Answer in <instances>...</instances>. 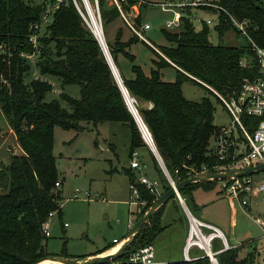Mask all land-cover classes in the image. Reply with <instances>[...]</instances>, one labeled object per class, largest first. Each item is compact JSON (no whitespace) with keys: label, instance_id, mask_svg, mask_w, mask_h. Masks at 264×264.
Instances as JSON below:
<instances>
[{"label":"trees","instance_id":"1","mask_svg":"<svg viewBox=\"0 0 264 264\" xmlns=\"http://www.w3.org/2000/svg\"><path fill=\"white\" fill-rule=\"evenodd\" d=\"M134 1L128 0V3ZM98 3L104 34L105 27L114 31L111 39L105 34L108 51L124 86L137 100L139 114L167 170L179 181L199 173L204 167L214 170L218 160L209 141L218 126L213 121L212 102L206 95L198 100L188 99L182 92V82L191 79L207 89L211 86L222 93L233 91L244 77H254L258 73L252 61L244 66L239 62L241 56L252 59L250 42L241 45L213 43L207 25L204 23L196 29L185 14L181 17L179 30L161 28L168 43L159 46L161 52L151 48L156 57L152 58L146 73L135 62V54L130 49L138 36L133 32L129 37H123L121 26L114 30L117 18L124 22L120 12L106 0H98ZM216 3L215 28L219 36L233 28L231 14L238 19H247L250 36L257 44L264 45V0H216ZM49 4L57 6L45 25V33L38 34L37 44L33 45L29 40L30 27L41 20ZM186 12L190 13V6ZM140 18L139 13L135 20L140 22ZM0 44V113L14 131L21 148V152L10 154L7 163L0 164V264H32L49 254L44 247L47 235L43 223L51 211L59 214L61 210V189L55 186V181L61 183V178L53 151V130L57 124L74 129L82 128L81 121H116L126 125L129 154L143 147L158 175L160 173L161 192L171 187L124 102L101 45L72 0H0ZM22 52L37 54L36 65L41 74L55 75L62 84H79V96L61 93L69 108L63 107L56 98L44 99L45 93L52 88L48 80L34 77L25 81L30 65ZM120 55L130 62V76L120 69ZM167 65L175 68V79L162 77L161 68ZM144 101L151 105H144ZM123 169L129 181L135 179L132 168L123 166ZM218 180H198L180 189L192 213L195 209L192 188L199 184L213 186ZM135 184L139 198L144 201L136 216L138 219L156 195L144 183ZM164 204L153 211L126 249H138L153 242L163 228L160 216ZM215 238L211 240V247ZM217 241L218 248L222 247L221 238ZM113 244L110 242L99 251ZM243 247L239 244L218 251L215 254L218 263L255 264L253 251L241 254ZM128 254L100 264H143L128 261ZM163 264L212 263L203 252L197 258Z\"/></svg>","mask_w":264,"mask_h":264},{"label":"rangeland","instance_id":"2","mask_svg":"<svg viewBox=\"0 0 264 264\" xmlns=\"http://www.w3.org/2000/svg\"><path fill=\"white\" fill-rule=\"evenodd\" d=\"M148 1L149 3H147V0L142 2L140 19L142 22L150 24V28L145 29L143 33L153 42L155 47L145 43L139 37L130 45L131 51L135 54V62L139 63L146 73L150 70L152 58L156 57L152 49L160 51L159 46L168 43L161 28L165 27V20L171 17V12L162 10L159 2L180 0ZM204 2L196 6H190V13H185L190 17L196 29L205 23L209 29V39L213 43L221 41L226 44L241 45L247 42V39L237 34L233 28L225 30L219 36L215 28L217 23L216 13L214 12L217 5L216 0H205ZM137 16L139 14L136 16L131 15L130 18L135 19ZM196 17H198V20H196ZM124 22L127 24L125 20ZM124 22L117 18V23L114 24L113 29L115 30L116 27L121 26L123 37L127 38L133 34V31ZM47 23L40 27L38 34L45 33ZM113 23L114 21L111 24ZM180 25L168 29L176 31L181 28ZM113 32L110 27H105V34L108 39L113 37ZM26 59L30 68L25 75V81H29L34 77L48 80L52 84V88L45 93L44 99L56 98L63 107L69 108L68 102L61 96V93L79 96V84H62L61 80L55 75L41 74L36 65L37 54L35 53L27 56ZM119 66L123 74L131 75L130 62L126 57L119 56ZM161 72L162 77L165 79L171 80L176 77V70L170 65L162 67ZM208 87L211 89L210 86ZM210 89L191 79H185L182 82V92L188 99L198 100L204 95L210 98L214 108L213 121L217 126L230 123L231 115L229 111ZM99 123L81 121L82 128L80 129L64 128L58 124L54 126L53 151L56 156L59 178H61V185L59 186L61 189V210L59 214L54 212L48 217L49 234L44 241V247L49 254L83 257L110 244L112 237L125 236L129 219L135 220V214L132 211L135 209L136 204L130 202V181L128 174L123 169V166L130 167L129 159L132 157L129 154V129L126 125L116 121H104L103 124L98 126ZM213 142L214 139L211 137L209 147H212ZM19 152H21V148L15 133L0 113V164L7 163L11 153ZM140 154L138 152L139 159L141 158ZM147 154L148 159H140L142 163L146 164L144 168L142 166L143 170L141 169V172L150 180L158 179L160 173L158 175L148 152ZM132 170L136 175L141 173L137 169ZM251 175L255 181H258L264 176V170L253 172ZM220 185L221 183L218 181L213 186L199 184L194 187L193 197L198 199V202L205 203L202 210L206 212V217L202 218L222 226L225 222L229 224L232 221V216L227 199L221 202L212 200ZM158 189H161L160 183ZM170 203L171 201L165 203L162 208V211L167 212V216L171 214L169 213ZM238 203L235 199L237 235L240 237L249 234L253 237L252 243H249L245 249L253 251L255 264H264V234L261 227L253 219L260 217L264 220V191L252 195L249 213ZM194 214H196V211H194ZM201 227L204 232L209 230L204 226ZM169 233L170 239L176 234L174 231ZM169 233L167 234L162 229L153 240L155 257L161 258L162 262L166 261V259H163V250L167 247H177L174 242L164 246V239L167 243ZM236 242L231 240V243ZM217 245L218 241L214 239L212 249H215ZM176 251L180 252V248H177ZM51 263V261H47V264Z\"/></svg>","mask_w":264,"mask_h":264},{"label":"built area","instance_id":"3","mask_svg":"<svg viewBox=\"0 0 264 264\" xmlns=\"http://www.w3.org/2000/svg\"><path fill=\"white\" fill-rule=\"evenodd\" d=\"M72 1L78 8L85 24L94 34L102 47V41L95 34L90 21V13L93 12L98 23L100 24L103 36L105 38L98 0ZM106 1L109 4L117 7L122 18L127 22L131 30L141 40L155 47L150 39L143 33L145 29L150 28V24L148 22L142 21L138 23L135 19L130 18L131 15L136 16L140 13L142 2H145V0H135L131 4L128 3V0ZM204 1L205 0H180L159 2L162 10L171 12V17L165 20V27L171 28L173 26H179L181 17L185 15L187 11V6H196L198 4L205 3ZM147 3H149L148 0ZM56 6L57 4L49 5L46 8V11L43 12L41 20L31 25L29 40L33 45L37 44V36L40 27L51 20L52 12ZM229 17L230 23L236 33L244 36L247 41L250 42L251 49L253 50L252 59L250 60L244 56H241L239 59L240 64L244 66L248 65L249 62L252 61L253 64L256 65L258 73L254 77H244L240 81L238 87L231 92L222 93L210 86L211 90L216 94V96L222 101L226 109L229 111L231 115V122L228 124L219 125L217 131L212 136L214 142L210 148L218 160L213 166L214 170L204 167L199 173L225 170L239 171L245 167L264 162V45L257 44L250 36L248 30L249 23L247 19H238L231 14ZM196 20H198V17H196ZM21 54L27 57L32 53L22 52ZM119 79L120 82L118 83L117 81V83L121 89L124 102L134 117L142 138L153 151L156 147L146 124L139 114L137 109V100L128 92L127 88L122 82V79ZM131 156L132 157L129 160V166L132 169L141 171L143 164L138 158V150L134 149L131 153ZM157 159L170 185L175 186L179 180L170 174L160 156ZM221 180L226 195L229 198L236 199L243 207L249 205L252 195H256L259 192L264 191V176L258 181H255L251 174H245L242 176L231 175ZM135 182L144 183L151 192L155 193L156 197L162 192L158 189L159 180H150L142 172L136 175L135 179L129 182V190L131 195L130 202L136 204L135 209L132 211L135 214L136 221V216L141 211V205L144 201L139 198V192ZM60 185V181L56 180L55 186L59 187ZM54 212L55 210L51 211L49 216H51ZM191 219L195 220L197 229L193 227L191 220L184 245V254L186 259H190L188 255L189 247L192 244H196L202 247L206 253H210L208 256L212 264H219L215 253L211 251L212 238L219 236V238L222 240L223 246L218 248L217 251L228 248L231 245L227 243L222 232L218 229H213L211 224L196 220L193 216H191ZM255 219L258 221L264 234V220L260 217H256ZM133 223L134 220L129 219L128 225L131 226ZM201 226L210 229L207 232H204ZM43 230L46 235L49 234L48 218L43 223ZM119 240L120 239L117 238L113 239L114 242ZM127 260L133 263L140 262L143 264L164 263L155 258L154 246L152 243H147L138 249H134L133 251L129 252Z\"/></svg>","mask_w":264,"mask_h":264},{"label":"crops","instance_id":"4","mask_svg":"<svg viewBox=\"0 0 264 264\" xmlns=\"http://www.w3.org/2000/svg\"><path fill=\"white\" fill-rule=\"evenodd\" d=\"M143 104L150 106L151 105V102L144 101ZM101 124H103V122L99 123L98 126L101 125ZM137 150H138L139 153H141L140 154V157L141 158H147L148 159V154L144 150L143 147H138ZM142 164H143V168H144V166L146 164L145 163H142ZM143 168H141V169L143 170ZM218 182H220L221 185H220V188L216 191V193H214V197L212 198V200L213 201L221 202V201H225V199H227V202L230 204L232 221L229 224L225 222V223L222 224V226H220L219 224H216V223L210 222L208 220H205L203 218L206 217V212H203V210H202L203 209V206L205 205L204 202L203 203H200V202H198V199H196L195 197H193V204L195 205L194 211H196V214H194L189 209L188 205L186 204V202H185V200H184V198H183V196H182V194L180 192L179 193H180L181 198H183V202L179 199V197L177 195L172 196L171 198H169L170 200L168 199L165 202V203H167V202L171 201V203H170L171 205H170V209H169V213H171V214L169 216H167V212L162 211L161 216H160V221H161V224L163 225V228H162L163 231L167 232V234L170 231L176 232V234L174 235V237L172 239H170V233H169V238L167 240V243H166V239H164L165 240L164 246H167V244H169L170 242H174V243H176V246L177 247L176 248H170V247L168 248L167 247V249H164L163 250V255H164V258L163 259H166L165 262L171 261V260H181V259L187 260L186 257H185V254H184V245H185V242H186V237L188 235L190 222L192 220L191 219V216H193L196 220L202 221L204 223L211 224V226H212L213 229L220 230L222 232V234L225 236L226 241H227V243L229 245L233 246V245L243 244L244 247H243V250H242L241 254H244V253L247 252V250L245 249V247H247V245L249 243H252L253 237L250 236L249 234H244L243 236H240V237L237 235L236 228H235V223H236V220L235 219H236V213H237V207L235 205V199L234 198H229L226 195V193L224 191L223 184H222V180L219 179ZM161 190L162 189H160V191ZM191 193H192V195L194 194V188H192ZM244 208L249 213L250 203H249L248 206H245ZM253 219L259 225L258 221L255 218H253ZM134 222H135V220H134ZM131 227H132V225L131 226L128 225V230H127L125 236L119 237V238H117L115 236L112 237L111 242H113L114 244L111 245L110 247H108V248H106V249H104L102 251H99V250H101L103 247L98 248L97 250H94V251L86 254L83 257L88 258V257H92V256H95V255H101V254L109 253L110 249L114 245H116L117 242H118V241L117 242H114L113 239L114 238L124 239L128 235ZM215 239L219 240V236H216ZM231 240H235L237 242L236 243H231ZM118 244L120 245V243H118ZM152 244L154 246V243L153 242H152ZM218 246H220V245H217L216 248H215V250L211 248V251H213L216 254L218 252L217 251ZM177 248L178 249L180 248V252L176 251ZM244 250H246V251L244 252ZM190 251L192 253H189ZM110 252H112V251H110ZM203 252H205V254H206V251L202 247H200V246H198L196 244H192L189 247V249H188V255H189V258L190 259L197 258V257L201 256L203 254ZM154 254H155V249H154ZM156 259H158V258H156ZM160 259H158V260H160ZM37 263H39V261ZM41 264H47V262L45 261V262H43Z\"/></svg>","mask_w":264,"mask_h":264},{"label":"water","instance_id":"5","mask_svg":"<svg viewBox=\"0 0 264 264\" xmlns=\"http://www.w3.org/2000/svg\"><path fill=\"white\" fill-rule=\"evenodd\" d=\"M102 49H103V52L106 56L108 63L110 64V67L113 71V74L119 83L120 79L117 77V75L113 69L112 63L109 59V56L106 52V49L103 46H102ZM153 152L156 155V157L159 158V154H158V151L156 148H154ZM261 169H264V162L256 164V165H252L249 167H245L239 171H233V170L209 171V172L198 173V174H194V175H191L189 177H186L185 179L178 181L175 184V186H171L166 191L160 193L153 200L150 207L147 210H145L140 215V217L134 222V224L130 228L128 235L124 238L122 243L117 247V249L115 251H112V252H109L106 254L95 255L92 257H88V258L78 257V256L77 257H69V256H60V255H55V254H48L44 257L39 258L37 261H35L32 264H35L38 261L43 260V259H47V258H57L59 260L65 261V262L70 263V264H100L102 262L109 261L113 258L121 256L124 253L131 252V251H133V249H129V250L126 249L127 245L130 243L131 239L136 235V233L139 231L141 226L150 217V215L153 213V211L157 207H159L162 203L166 202L170 197H172L174 195H177L179 197V199L183 202V198H181L180 193H179L180 189L183 186H185L189 183H192L194 181L203 180V179H213V178L223 179V178H227L231 175L242 176L245 174H251L253 172H257ZM208 254H210V253L207 252L206 255H208Z\"/></svg>","mask_w":264,"mask_h":264},{"label":"bare ground","instance_id":"6","mask_svg":"<svg viewBox=\"0 0 264 264\" xmlns=\"http://www.w3.org/2000/svg\"><path fill=\"white\" fill-rule=\"evenodd\" d=\"M91 11H92V10H91ZM90 17H91V18H90L91 25H92V27H93V30H94L95 34H96L97 37L102 41V44H103L104 48L106 49V52H107V54H108V56H109V59H110V61H111V63H112L113 69H114V71H115L117 77H118V78H121V77H120V74H119V72H118V69H117L116 65L114 64L113 59H112V57H111V55H110V53H109V51H108V48H107V45H106V42H105V38H104V36H103V33H102V30H101L100 24L98 23V21H97V19H96V17H95V15H94L93 12L90 13ZM192 223H193V227L196 228L195 220L192 219ZM196 229H197V228H196ZM123 240H124V239H120V240L117 242V244L114 245V246L110 249V251H115V249L119 246L118 243L121 244ZM110 251H109V252H110ZM45 261H46V262H47V261H51L52 264H60L59 262H61V264H70V263H67V262H65V261L59 260V259H57V258H47V259H43V260H40L39 263H35V264H41V263H43V262H45Z\"/></svg>","mask_w":264,"mask_h":264}]
</instances>
